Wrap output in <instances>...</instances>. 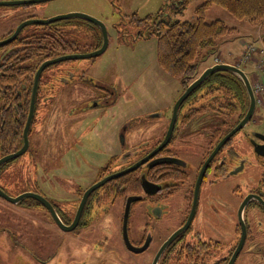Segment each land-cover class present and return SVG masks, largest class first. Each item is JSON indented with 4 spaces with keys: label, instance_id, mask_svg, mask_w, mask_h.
Listing matches in <instances>:
<instances>
[{
    "label": "flooded vegetation",
    "instance_id": "obj_1",
    "mask_svg": "<svg viewBox=\"0 0 264 264\" xmlns=\"http://www.w3.org/2000/svg\"><path fill=\"white\" fill-rule=\"evenodd\" d=\"M45 6L43 3L0 6V23L5 24L0 31V42L13 37L24 24L12 41L0 46V158L24 147L29 125L28 148L20 157L26 159V165L34 160L33 167H42L50 175L47 171L53 165L55 141L48 140L52 153L46 156L49 149L44 143L45 126L39 115L42 110L51 107L55 113L58 105L75 106L84 101V111L89 113L82 120L70 114L58 123V135L68 132L76 134V138L85 120L92 118L94 112L101 116L106 108L116 104L119 95L112 87L90 84L83 68L69 62L80 59L49 65L37 78L40 67L48 61L79 54L69 51L71 42L64 37L69 29L61 27V21L50 22L54 17L41 14ZM132 21L127 20L126 24L135 26ZM205 69L199 68L194 79L182 83L183 93ZM206 81L182 104L171 133L173 111L167 121H144L132 126L134 121L130 120L120 127L124 151L100 167L94 180L84 185L73 179H57L66 191L64 196L56 188L47 189L44 179L36 181L33 193L49 200L61 220L73 227L65 233L82 242L85 233L105 234L108 224L118 219L122 246L132 257L144 256V264H264V193L260 189L248 191L242 182L231 179L243 169L242 156L233 146L234 136L212 156L218 144L244 117L233 120V114L222 108L224 99L208 96L210 89L206 90ZM76 96L84 99L76 100ZM213 96L218 105L210 102ZM191 99L194 103L186 107ZM215 113L227 116H210ZM149 117L163 118L156 113ZM234 122L237 124L233 126ZM91 125L93 132L96 122L90 121L88 127ZM135 132L151 139L142 142L145 146L141 150L127 148L124 142L126 135ZM10 162L0 166L1 182L5 179L1 169ZM61 163L60 158L58 165ZM129 169L133 170L94 190L81 208L91 187ZM0 188L6 192L4 185L0 184ZM46 189L52 196L44 193ZM248 195L254 197L243 208ZM34 203L43 207L57 226L49 211L38 201ZM251 206L254 211L249 215L247 209ZM125 231L132 246L143 249L142 252L135 253L128 247ZM95 250L99 255L111 257L105 255L108 252L101 241L95 244Z\"/></svg>",
    "mask_w": 264,
    "mask_h": 264
},
{
    "label": "rangeland",
    "instance_id": "obj_2",
    "mask_svg": "<svg viewBox=\"0 0 264 264\" xmlns=\"http://www.w3.org/2000/svg\"><path fill=\"white\" fill-rule=\"evenodd\" d=\"M202 3L203 0H196L182 11H178L177 5L171 0H52L43 3L47 7L45 6L41 14L47 17L76 12L93 16L105 24L109 42L104 53L97 57L69 62L83 68L90 84L112 87L119 98L116 104L110 109L106 108L101 116L92 113V118L85 120L76 138L74 133L58 135V123L70 114L74 118L79 116L82 120V117L89 113L84 111V101L75 106L58 105L55 113L51 112V107L42 110L39 115L45 126L44 143L49 149L46 156L52 153V144L48 141L52 138L55 146L51 163L60 164V158L62 163L57 167H48L50 176L42 171V167H33L34 160H31L30 165L25 164L26 159L23 157L11 161L1 169L5 179L2 180L3 183L0 181V184L4 185L7 194L16 197L25 192H33L36 190V181L44 179L47 181L44 184L47 189L56 188L64 196L66 191L58 184L57 179H73L85 185L97 177L98 169L105 167L114 155L122 154L124 143L119 129L125 123L133 120V126L137 122L167 121L176 101L183 93V84L180 79L161 68L157 37L155 33L146 34L143 29H148V25L163 19L194 21L197 18L196 9ZM149 16L153 19L148 20L141 29L126 24L127 20H143ZM216 20L235 28L237 34L222 38L218 51L199 61V68L202 70L212 67L216 58H219L220 62L240 65L249 76L257 101L261 102H258L251 121L233 137V146L243 159V169L231 179L242 182L248 191L260 189L264 193V155L256 152V146L263 145L264 142V90L261 93L255 91L257 77L264 85V55L260 53L264 45V31L261 25L255 26L246 20L237 19L224 8L214 5L207 10L205 21L211 23ZM60 24L61 27L69 29L64 37L71 42V53L90 54L101 46L103 33L100 27L80 18L61 21ZM3 27L5 24L0 23V31ZM141 30L146 36L139 37ZM249 46L255 47L257 52L247 59ZM255 71H258V74ZM74 98L77 100L83 97ZM190 101L186 103V107L195 100ZM210 102L218 105L214 96L210 98ZM224 109L228 111L226 107ZM154 113L162 114L163 118H150L149 115ZM239 114L240 111L233 115V120L237 119ZM210 116L224 118L227 115L215 113ZM92 120L96 122L93 132L92 125L88 127ZM59 136L64 138L60 139ZM148 139L135 132L126 135L124 142L127 148L138 147V150H141L145 146L142 142ZM231 183L233 181L230 185ZM47 189L44 193L52 196ZM253 211L254 207H248L249 215ZM108 226V232L105 234L85 233L84 241H75L68 233L59 229L45 209L37 206L34 200L26 199L16 205L0 198V264H144V256L132 257L122 246L119 220H114ZM99 241L108 252L105 255L111 254L110 258L99 255L95 250V244Z\"/></svg>",
    "mask_w": 264,
    "mask_h": 264
},
{
    "label": "trees",
    "instance_id": "obj_3",
    "mask_svg": "<svg viewBox=\"0 0 264 264\" xmlns=\"http://www.w3.org/2000/svg\"><path fill=\"white\" fill-rule=\"evenodd\" d=\"M171 1L177 5L178 11H182L196 0ZM214 5L224 8L237 19L246 20L255 26L261 25L264 31V0H203L196 9L197 18L194 21L163 19L148 25V29H143L146 34L155 33L157 37L158 60L161 68L180 79L183 84L197 76L198 62L205 60L208 54L217 52L222 38L237 34L235 28L228 27L221 20L211 23L205 21L207 10ZM134 19L133 25L141 29L153 17L143 20ZM144 32L141 30L139 37L146 36ZM205 88L210 89L209 94L217 95V99L223 98L226 101L222 108L227 105L226 108L231 115L240 110L238 120L244 117L249 106L248 95L242 81L233 73L224 71L212 74L207 79ZM237 104H241V108H238ZM235 124L237 122H234L233 126Z\"/></svg>",
    "mask_w": 264,
    "mask_h": 264
},
{
    "label": "water",
    "instance_id": "obj_4",
    "mask_svg": "<svg viewBox=\"0 0 264 264\" xmlns=\"http://www.w3.org/2000/svg\"><path fill=\"white\" fill-rule=\"evenodd\" d=\"M52 0H13V1H0V6H11V5H22V4H38V3H45V2H49ZM73 18H80L83 19L85 21H88L98 27H100V29L102 30L103 33V46L102 48H100L99 50L92 52L90 54H76V55H69V56H64L61 58H57L55 60H51L48 61L47 63L43 64L40 67V70L38 72L37 78L38 76L41 74V72L43 71V69L49 65L55 64L57 62L60 61H64V60H68V59H85V58H93V57H97L101 54L104 53V51L107 49L108 46V42H109V37H108V30L107 27L105 26V24L100 21L99 19L87 15V14H83V13H68L65 15H59L54 17L53 19L50 20V22H58V21H62V20H69V19H73ZM24 26V24L19 27L16 31V33L14 34L13 37L0 42V46L4 45L10 41H12L16 35L20 32V30L22 29V27ZM230 72L233 73L234 75H236L244 84V87L246 89L247 95H248V100H249V106L246 112V115L244 116V118L228 133V135L218 144L215 152L212 154V156H214V154L225 144L226 141H228L229 139H231L237 132H239L240 130H242L244 127L247 126V124L251 121L255 110H256V106H257V102H256V97L254 94V90L253 87L251 85V82L247 76V74L240 69L237 66L234 65H230V64H226V63H222V64H217L214 65L212 67L207 68L195 81H193L188 87L187 89L184 91V93L180 96V98L176 101L175 105H174V109H173V120H172V124H171V129H170V133L172 131V128L174 126V123L178 117L179 114V110L182 106V104L185 102V100L191 95V93L196 90V88H198L200 85H202L212 74L216 73V72ZM37 83V81H36ZM34 111V106L32 107V113ZM30 123V120H29ZM29 127V125H28ZM28 127L26 130V134H25V144L24 147L19 150L18 152L14 153V154H10L7 156H4L2 158H0V166H2L3 164L10 162L12 160H15L17 158H19L20 156H22L27 148H28ZM169 133V134H170ZM263 141H264V136L262 137ZM256 152H259L258 154L260 155H264V144L263 145H258L256 146ZM212 158V157H211ZM211 158H209L207 160V163L210 162ZM133 169H129L123 172H119L116 173L114 175H111L107 178H105L104 180L98 182L97 184H95L93 187H91L84 195L82 204H81V208L83 207L86 199L88 198V196L97 188L101 187L102 185H104L107 181L111 180V179H116L119 178L127 173H129L130 171H132ZM235 174V173H232ZM252 197H254V195H248V197L246 198V200L244 201V205L243 208H245L247 206V204L251 201ZM0 198L4 199L5 201L12 203V204H20L21 202H23L26 199H33L38 201L40 204H42L50 213V215L52 216L53 220L55 221V223L57 224V226L63 230L64 232H69L73 229V227H68L59 217L58 213L56 212L55 208L53 207V205L49 202V200H47L45 197H43L42 195L38 194V193H33V192H25L23 194H20L16 197H12L10 195H8L3 189L0 188ZM128 214V212H127ZM125 216V223H126V219L128 218V216ZM76 221V220H75ZM125 238L127 241V245L128 247L133 250L135 253H140L142 252L143 249H135L132 244L130 243L129 239H128V235L127 232L125 231Z\"/></svg>",
    "mask_w": 264,
    "mask_h": 264
},
{
    "label": "built area",
    "instance_id": "obj_5",
    "mask_svg": "<svg viewBox=\"0 0 264 264\" xmlns=\"http://www.w3.org/2000/svg\"><path fill=\"white\" fill-rule=\"evenodd\" d=\"M255 51H256L255 47L249 46V51L246 53L247 54L246 58L249 59V57L252 56V53H254ZM260 53H261V55H264V46H263ZM256 83L257 84H256L255 91H257L258 93H261L264 90V85L258 77L256 79ZM258 102H261V100H258Z\"/></svg>",
    "mask_w": 264,
    "mask_h": 264
},
{
    "label": "bare ground",
    "instance_id": "obj_6",
    "mask_svg": "<svg viewBox=\"0 0 264 264\" xmlns=\"http://www.w3.org/2000/svg\"><path fill=\"white\" fill-rule=\"evenodd\" d=\"M150 17V16H149Z\"/></svg>",
    "mask_w": 264,
    "mask_h": 264
}]
</instances>
